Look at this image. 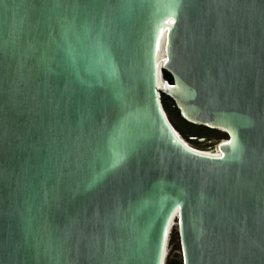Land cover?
I'll return each instance as SVG.
<instances>
[{"label": "water", "instance_id": "obj_1", "mask_svg": "<svg viewBox=\"0 0 264 264\" xmlns=\"http://www.w3.org/2000/svg\"><path fill=\"white\" fill-rule=\"evenodd\" d=\"M175 218L264 264V0H0V264H164Z\"/></svg>", "mask_w": 264, "mask_h": 264}, {"label": "rangeland", "instance_id": "obj_2", "mask_svg": "<svg viewBox=\"0 0 264 264\" xmlns=\"http://www.w3.org/2000/svg\"><path fill=\"white\" fill-rule=\"evenodd\" d=\"M170 123L180 132L185 134L191 139H194L199 142H221L223 140H227V136L224 134L202 129L203 127L194 126L185 122L181 117L179 118L177 114L174 116H170L166 113ZM169 256L166 261V264H169L171 261H177L182 263V252L180 247V238L178 229H174L172 235L170 237V244H169Z\"/></svg>", "mask_w": 264, "mask_h": 264}, {"label": "trees", "instance_id": "obj_3", "mask_svg": "<svg viewBox=\"0 0 264 264\" xmlns=\"http://www.w3.org/2000/svg\"><path fill=\"white\" fill-rule=\"evenodd\" d=\"M164 76H165V79L170 83V84H173V79L172 77L170 76V74H168L167 72H164ZM162 103H163V106H164V109L166 111V113H168L170 116H174V114H177V116L180 118V113L175 105V103L169 99L168 97L162 95ZM202 129H206V128H202ZM208 130V129H207ZM169 264H182L180 262H177V261H171Z\"/></svg>", "mask_w": 264, "mask_h": 264}, {"label": "bare ground", "instance_id": "obj_4", "mask_svg": "<svg viewBox=\"0 0 264 264\" xmlns=\"http://www.w3.org/2000/svg\"><path fill=\"white\" fill-rule=\"evenodd\" d=\"M178 218H175L174 221H173V224H172V227L170 229V233H169V237H168V241H167V248H166V255H165V262L164 264H166V261L168 259V256H169V244H170V237L172 235V232L174 231V229H178Z\"/></svg>", "mask_w": 264, "mask_h": 264}, {"label": "snow or ice", "instance_id": "obj_5", "mask_svg": "<svg viewBox=\"0 0 264 264\" xmlns=\"http://www.w3.org/2000/svg\"><path fill=\"white\" fill-rule=\"evenodd\" d=\"M173 21L171 20V19H169L168 21H167V23H172ZM229 143H231V142H229ZM185 148H187V146L185 145ZM188 151H192L191 149H187ZM197 155H200L199 153H197ZM218 159H222L223 157L221 156V157H217ZM165 235H167V233H165Z\"/></svg>", "mask_w": 264, "mask_h": 264}]
</instances>
